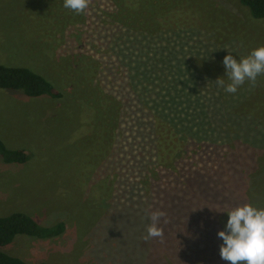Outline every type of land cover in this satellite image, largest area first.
<instances>
[{"label":"rangeland","instance_id":"rangeland-1","mask_svg":"<svg viewBox=\"0 0 264 264\" xmlns=\"http://www.w3.org/2000/svg\"><path fill=\"white\" fill-rule=\"evenodd\" d=\"M141 1L88 0L87 9L74 14L62 0H0V65L41 75L61 95L0 89V142L27 154L24 163L0 159V217L19 212L43 227L64 225L56 237L16 235L0 247L24 264H226L216 237L223 212L246 203L264 208V74L234 94H215L212 151L207 162L203 155L196 162L200 183L182 199L181 225L161 226L160 237L144 240L149 219L138 216L141 223L132 225V195L101 192L96 144L102 138L94 128L110 99L106 85L118 82L105 80L101 59L87 52L86 25L93 12L110 14L114 6L139 14ZM150 1L153 11L137 22L165 31L167 40L158 45L195 52L194 66L211 74L204 85L223 76L227 53L239 58L264 46V17L253 18L240 0Z\"/></svg>","mask_w":264,"mask_h":264},{"label":"trees","instance_id":"trees-1","mask_svg":"<svg viewBox=\"0 0 264 264\" xmlns=\"http://www.w3.org/2000/svg\"><path fill=\"white\" fill-rule=\"evenodd\" d=\"M240 2L253 18L264 17V0ZM141 4L139 14L132 13V8L123 13L124 8L116 6L110 14L95 11L91 14L94 20L86 25L91 36L87 52L101 59L98 70L104 72L105 80L118 82L106 85L110 99L98 111L101 125L94 128L102 138L96 144L102 148L98 149L102 157L98 164L103 175L101 192L109 196L115 190L120 199L126 200L132 195V225L141 223L138 216L158 210L165 213L159 227H178L182 224V199L190 198L187 194L200 183L196 162L202 155L207 162L205 154L212 151L209 134L214 130V99H219L215 94L223 89L202 84L211 79V74L194 66L195 52H182V45L177 50L174 45H158L167 40L165 31L147 26L146 21L137 22L156 5L150 0ZM0 89L19 91L26 97L61 96L41 75L22 67L0 65ZM0 159L4 163H24L27 154L25 150H8L0 142ZM114 174L116 178H112ZM63 229L62 222L43 227L27 215L14 212L0 217V247L16 235L48 239ZM0 264L24 263L0 250Z\"/></svg>","mask_w":264,"mask_h":264},{"label":"clouds","instance_id":"clouds-1","mask_svg":"<svg viewBox=\"0 0 264 264\" xmlns=\"http://www.w3.org/2000/svg\"><path fill=\"white\" fill-rule=\"evenodd\" d=\"M88 6V0H62V7L79 14ZM223 76L214 83L226 93L234 94L245 80L254 82L264 74V46H258L239 58L227 53L222 57ZM226 220L222 230L216 232L220 240L218 255L226 264H264V208L243 204L223 212ZM162 211H152L145 226L143 239L158 238Z\"/></svg>","mask_w":264,"mask_h":264}]
</instances>
